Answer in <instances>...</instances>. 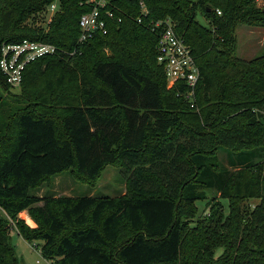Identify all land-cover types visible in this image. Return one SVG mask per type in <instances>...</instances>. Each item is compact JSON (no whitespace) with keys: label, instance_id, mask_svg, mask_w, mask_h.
Instances as JSON below:
<instances>
[{"label":"trees","instance_id":"16d2710c","mask_svg":"<svg viewBox=\"0 0 264 264\" xmlns=\"http://www.w3.org/2000/svg\"><path fill=\"white\" fill-rule=\"evenodd\" d=\"M55 1L46 27L28 21ZM105 2L108 32L80 42V18L97 3L0 0V59L4 44L23 39L58 49L25 67L19 96L0 91V264H24L12 231L54 264H264V46L244 59L236 36L241 23L264 26V7L145 0V13L139 0ZM158 20H170L196 56L194 107L184 87H168ZM30 72L58 76L39 90L27 85ZM0 85H10L1 67ZM110 163L129 170L127 194L31 193L73 167L95 181ZM207 190L220 198L209 200L211 224L191 228ZM248 199L260 201L249 209Z\"/></svg>","mask_w":264,"mask_h":264},{"label":"rangeland","instance_id":"374dc122","mask_svg":"<svg viewBox=\"0 0 264 264\" xmlns=\"http://www.w3.org/2000/svg\"><path fill=\"white\" fill-rule=\"evenodd\" d=\"M258 7H264V0H258ZM55 13V12H54ZM54 13L49 9L41 11L38 13V17L33 20H28L31 22L35 21L36 25H42L44 27L47 26V23L51 22L52 16ZM199 19L206 23V20L199 16ZM236 36H237V54L244 58L250 59L254 55L260 53L264 46V26L261 24H245L241 23L236 28ZM2 71V69H1ZM3 72V71H2ZM4 74V73H3ZM5 75V74H4ZM31 72L28 73L27 77V85H33L37 89L41 90L44 88L45 83L48 80H52L55 82V77L57 74L47 73L45 75H36L34 77H29ZM6 76V75H5ZM26 77V79H27ZM7 79V77H6ZM25 81H21L20 84L9 86L0 85V91L3 95L9 97H17L23 92V88L25 87ZM218 154L221 160L226 162V151L224 149H219ZM129 175V170L124 168L122 165L118 163H110L107 164L104 169L101 171L100 175L97 177L95 181L86 180L81 177L76 168H71L65 170L61 173L55 174L52 177H49L46 181L41 183V186L36 189H31V193L40 196L54 195H68V196H121L128 193V181L127 177ZM208 199L204 201H199L195 204L197 208V214L194 219L189 223V226L197 227L199 223H203L204 225L211 224V218H209L211 209L209 206V200L212 197H216L218 201L219 194L215 191L207 190ZM259 199H248L245 203V206L249 209L254 208L258 203ZM222 212L223 217L219 221L220 225H222L224 221V216L229 213V202L227 199H222ZM19 217L24 219L30 226H36L35 221L30 217L27 210L22 211L19 214ZM213 230V229H211ZM222 230V229H221ZM226 231V228H223ZM220 231V230H219ZM12 242L15 245V249L17 255L21 259L24 264H54V260L46 259L43 255L40 247L35 242L30 243L21 237L16 231H12ZM221 232V231H220ZM212 234L211 231L207 233L208 236ZM220 238V237H219ZM40 243V242H39ZM124 243L123 240L117 242L114 246L115 252L119 250L120 246ZM223 247L216 248V253L214 256L217 258L222 252Z\"/></svg>","mask_w":264,"mask_h":264},{"label":"built area","instance_id":"2783aa9c","mask_svg":"<svg viewBox=\"0 0 264 264\" xmlns=\"http://www.w3.org/2000/svg\"><path fill=\"white\" fill-rule=\"evenodd\" d=\"M97 5L80 18L81 35L80 42L93 38L96 32L103 34L108 32L106 18L102 14L101 7L106 5L105 0H89ZM143 12H147L145 0H139ZM49 9L54 12L57 9V1L53 2ZM220 13V11H219ZM110 17L111 11H107ZM139 21H142L139 19ZM159 29V41L157 45V59L166 73L168 87L180 84L184 87L183 95L191 101L194 107L196 86L200 78V69L192 48L184 38L176 31L170 20H158L153 23V28ZM57 47L40 40L23 39L17 43H7L2 47L0 67L12 85L20 84L23 79L25 67L32 61L45 55L57 52Z\"/></svg>","mask_w":264,"mask_h":264}]
</instances>
